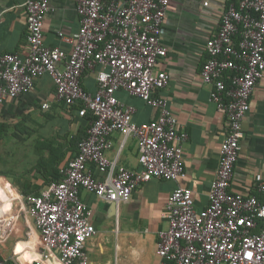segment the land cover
Returning a JSON list of instances; mask_svg holds the SVG:
<instances>
[{"label": "built area", "instance_id": "1", "mask_svg": "<svg viewBox=\"0 0 264 264\" xmlns=\"http://www.w3.org/2000/svg\"><path fill=\"white\" fill-rule=\"evenodd\" d=\"M169 5L170 0H76L81 27L76 34H59L73 45L68 53L44 44L50 0H25L27 50L0 55V106L28 95L36 80L48 75L55 85V101L78 107L81 117L92 119L77 155L60 170L61 179L20 199V214L30 223L26 236L37 240L35 264H89L86 243L97 228L83 191L118 204L152 179L180 181L186 176L183 146L188 132L168 101L157 96L170 81L168 74L156 70L168 53L162 30ZM206 54L201 78L212 87L210 101L226 117L227 134L209 205L198 210L192 190L185 187L169 196L167 227L157 234V264H264V182L257 186V195L232 191L243 122L264 78V0L229 4L217 34L206 43ZM86 73L96 76L94 94L83 88ZM119 91L159 109V117L137 123L136 109L117 97ZM49 108L43 104V109ZM115 132L136 139L140 172L108 159ZM90 165L106 177L97 179ZM8 229L0 231V256ZM1 257L0 264H6Z\"/></svg>", "mask_w": 264, "mask_h": 264}, {"label": "crops", "instance_id": "2", "mask_svg": "<svg viewBox=\"0 0 264 264\" xmlns=\"http://www.w3.org/2000/svg\"><path fill=\"white\" fill-rule=\"evenodd\" d=\"M240 1L170 0L162 30V44L168 53L156 67L158 72L168 74L170 81L157 91V96L168 101L180 127L188 132L189 138L183 146L186 176L180 181L152 179L141 184L129 201L118 204L83 191L82 199L93 211L97 228L96 236L86 243L89 264H157V234L167 227L165 204L179 186L192 190L198 210L209 205L228 127L224 113L210 101L212 87L203 83L201 69L207 60L206 43L217 34L224 11L229 4L238 5ZM24 2L0 0V55L27 50ZM205 2L209 5L205 6ZM50 6L51 12L44 18V44L71 53L73 45L63 41L59 34L69 36L79 31L76 0H50ZM82 85L86 91L96 93L95 74L86 73ZM117 97L136 109L134 119L139 124L154 121L160 115L159 109L126 91H119ZM45 103L50 105L49 109H43ZM91 121V117L79 115L78 107L70 108L55 101V85L48 75L36 80L28 95L0 106V192L7 189L6 196H0V231L9 228L11 234L20 238L10 256L1 254L7 262L16 259V264H35V258L32 261L29 254L38 255L36 243L31 247L36 240L26 236L30 223L23 216V222L20 220V199L24 194L40 193L58 176L56 171L69 164L77 155L78 144L87 135ZM243 133L232 191L257 195V186L264 182V78L251 98ZM111 141L108 159L118 167L140 172L136 139H125L115 132ZM19 153H27L31 162L15 166L12 160ZM90 168L97 179L106 177L95 166ZM14 201L18 202L15 212Z\"/></svg>", "mask_w": 264, "mask_h": 264}, {"label": "rangeland", "instance_id": "3", "mask_svg": "<svg viewBox=\"0 0 264 264\" xmlns=\"http://www.w3.org/2000/svg\"><path fill=\"white\" fill-rule=\"evenodd\" d=\"M14 155H18L17 159L12 160V162L13 161L15 162V166H17V167H19L21 164L22 165H28L31 162V158L28 156L27 153L26 154L19 153V154H14ZM4 158H7V157H4ZM42 159L43 158L40 155L39 161H42ZM39 161L37 162L38 165H39ZM10 164L12 165V163H10ZM7 169L9 170L10 168L8 167ZM46 171L47 170L45 169L44 172H46ZM50 172H52V171H50ZM45 175L47 176V173H45ZM4 185H5V183L3 182V187H5ZM6 192H7V189L5 190V188H4V191L0 192V196H3V195L6 196ZM17 210H18V202L14 201L13 202V211L15 212ZM20 220L23 222L22 216H21ZM19 239L20 238L15 237L14 234H10L8 236V239L7 240L5 239V243H4L5 248H4V252L1 251L2 254H6L7 256H10L13 253L15 244L17 243V241H19ZM14 261L17 263L16 259Z\"/></svg>", "mask_w": 264, "mask_h": 264}, {"label": "trees", "instance_id": "4", "mask_svg": "<svg viewBox=\"0 0 264 264\" xmlns=\"http://www.w3.org/2000/svg\"><path fill=\"white\" fill-rule=\"evenodd\" d=\"M82 139H83V138H82ZM80 141H81V140H80ZM50 171L53 172V171H55V170H54V169H53V170H49V172H50ZM56 172H57L58 176H56V177L54 178L55 181L61 179V176H60V170L58 169ZM52 174H53V173H52ZM54 180H53V181H54ZM51 182H52V180H51ZM51 182H50V183H51ZM34 194H35V193H34ZM37 194H38V193H37ZM24 195L27 196V195H31V194H24ZM1 259H2V257L0 256V260H1ZM6 264H16V263H15L14 261H12V260H9L8 262H6Z\"/></svg>", "mask_w": 264, "mask_h": 264}, {"label": "bare ground", "instance_id": "5", "mask_svg": "<svg viewBox=\"0 0 264 264\" xmlns=\"http://www.w3.org/2000/svg\"><path fill=\"white\" fill-rule=\"evenodd\" d=\"M36 242H37V240H36V241H33L31 247H34ZM32 250H33V249H32ZM35 252H36V251H35ZM29 256L31 257L32 261L34 260V258H39V256H38L36 253H34V254H32V255L29 254ZM46 264H49V263H46Z\"/></svg>", "mask_w": 264, "mask_h": 264}]
</instances>
